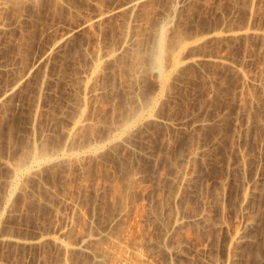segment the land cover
Returning a JSON list of instances; mask_svg holds the SVG:
<instances>
[{
    "label": "rangeland",
    "instance_id": "1",
    "mask_svg": "<svg viewBox=\"0 0 264 264\" xmlns=\"http://www.w3.org/2000/svg\"><path fill=\"white\" fill-rule=\"evenodd\" d=\"M131 1L134 0L0 2V264H63L65 261L70 264L79 254H66L68 257L72 254L69 262V258L63 257L59 246L50 239H44V244H39L32 238L46 232L49 236L54 233L56 236L59 228H69L72 232L66 230L67 235L71 232L67 238L74 240L78 236L79 226L83 224L76 222L78 218L82 220L80 214L73 210L76 204L83 208L85 216H96L93 223L98 224L90 226H102L118 210H114V207L120 208L119 201L116 204L114 195L110 198L113 193L109 197V192H113L112 188L117 185L124 187L125 191L128 184L127 192L123 191L128 201L124 198V202L128 204L134 201L137 206L133 203L128 204L130 207L127 205L131 209V220H127L129 223L132 219L135 221L136 225L131 223L134 232V227L141 226L143 219V236L146 233L147 237L151 235L147 245L152 242L149 248H158L153 249L152 258L157 256L151 259L156 264H264V0H143L133 7V11L127 7ZM96 19L90 27L84 24L87 20ZM162 35L166 50L173 46L172 49L179 48L178 42L181 40L185 43L181 52L187 55V61L183 57L185 66H179L178 73L170 65L167 66V63L170 64L169 50V56H164L165 52L163 57L159 55L163 64L169 59V62L165 61V68L167 66V73L172 77L168 76L170 82L167 81L165 85L160 83V76L156 77L158 74L154 64L158 55L154 51V57L151 52L158 50V46L154 49V45L160 43L158 37ZM137 50L150 57L149 62L146 57L142 60L144 55L140 53L141 62L146 64H142L143 67L135 63V56L139 55ZM99 54L100 58L103 56L101 59ZM192 56L197 59L195 62L191 61ZM97 66H101L99 73L98 69H94ZM131 69L137 75H132L134 72ZM242 73L248 75L246 79L244 74L241 76ZM133 109L140 112L134 119H140L135 122L138 129H133L132 136H128L130 139L127 137V144L124 141L120 143L117 141L121 136L119 132L122 133L120 128ZM149 113H154L155 118ZM80 115H85L83 118L88 123L77 131L78 135L76 131V134L72 133L77 135L73 137L69 133ZM143 118L150 119H147L149 123ZM112 139L116 141L112 142ZM111 142L113 145H110ZM38 145L42 146L40 149L45 148L47 154L53 149L49 155L56 158L55 168L51 163L45 168L41 167L39 170L42 172L38 170L40 174L32 169L29 172L33 173L28 172L30 176L21 175L20 178L24 176L23 181L12 178V163L16 166L25 158L23 153L36 149ZM89 147H99V150L106 147L108 151H99L100 154L94 155L97 159L89 157L91 153L87 158ZM68 148L71 151L69 149L68 152ZM194 150L198 155L190 156ZM61 151L72 157H79L80 154L79 158L84 157L85 160L82 162L79 159L78 162L74 158L68 161L69 164L67 161L64 163L60 159ZM183 167H188L184 170L189 181L180 186L174 176H178L176 171ZM131 172L137 174L136 185L127 181V175ZM114 181L122 182L116 185ZM7 183L10 185L7 186ZM13 183L19 185L18 189H13ZM20 183L25 186H20ZM97 186L99 189L102 186L101 192ZM95 189L97 191L94 193ZM176 192L179 195L177 193L174 199L179 203L172 199ZM111 200H115L113 204ZM168 210L183 216L188 213L189 216L181 228L180 225L173 231L174 234L163 238L161 232L168 224V217H171L167 216L170 214ZM138 215H143V218ZM131 216L138 222L141 218L140 223L137 225L138 222ZM161 218L167 220L166 224L163 222L164 226L162 222L161 225L157 224L158 219L162 221ZM159 226L163 229L159 230ZM238 229L240 232L245 229L241 233L244 238L241 240V237V243L238 241L239 246H235L237 243L230 240L239 232ZM144 231L147 232L144 234ZM24 239L29 244L24 243ZM157 239H160L159 242L168 239V243L165 240L157 243ZM151 240H156V243ZM163 243L170 248L174 244L176 250L164 252L160 245ZM229 244L236 250L232 251ZM169 253L171 256H168ZM76 259L72 264L84 263L83 260L87 264L91 260L89 257L86 260L84 256ZM214 259L218 261L215 263Z\"/></svg>",
    "mask_w": 264,
    "mask_h": 264
},
{
    "label": "bare ground",
    "instance_id": "2",
    "mask_svg": "<svg viewBox=\"0 0 264 264\" xmlns=\"http://www.w3.org/2000/svg\"><path fill=\"white\" fill-rule=\"evenodd\" d=\"M1 1H2V0H1ZM1 1H0V2H1ZM38 1H39V0H38ZM56 1H57V0H56ZM142 1H143V0H134V1H131L130 4H129V6H127V7H128V8L130 7L131 10H132V9L134 10L135 6H136L137 4H139V3H141ZM15 2H16V0H15ZM27 2H28V1H27ZM54 2H55V1H54ZM59 2H60V1H59ZM1 3H2V2H1ZM3 3H4V2H3ZM18 3H19V2H18ZM16 4H17V3H16ZM35 4H36V3H35ZM2 6H3V5H2ZM133 7H134V8H133ZM136 7H137V6H136ZM131 10H130V11H131ZM133 10H132V11H133ZM130 11H129V12H130ZM97 20H98V19H96V20H87V21H85L84 24H85V25H88V26L90 27V26H91L95 21H97ZM98 22H99V21H98ZM96 24H97V23H96ZM88 26H87V27H88ZM165 26H166V25H165ZM166 28H167V27L164 28V29H165V32H166ZM164 29H163V30H164ZM160 31H161V29H160ZM163 32H164V31H163ZM163 32H161V33L164 34ZM229 32H230V31H229ZM229 32H228V33H229ZM231 32H232V31H231ZM256 32H257V31H256ZM256 32H255V33H256ZM259 32H260V31H259ZM259 32H258V33H259ZM161 33H160V34H161ZM166 35H167V33H165V35H164L165 38H167ZM158 36H159V33H158ZM164 36L162 35V36L158 37V38L160 39V43H159V42H158V43L156 42L157 45H156V44L154 45V46H155L154 49L157 48L156 46H158V50H157V49H156V50H153V51L151 50V52L154 53V55H153L154 57H155V52H154V51H156V53H157V55H158V56L156 55V56H157V57H156V63H155V64L153 63V64L155 65V68L157 69V72H158V70H159L158 73L156 72V74H158L156 77H159V76H160V83H161L162 85H165V83H166L167 81L170 82V80H168V79H170V78L172 77V76L168 75V73H167V66L170 65L171 69L174 70V71L176 70L175 72L178 73V72H177V69L180 68L179 66H182V65L184 64V63H183V60L186 58V57H185L186 54H182V52L184 53V51L181 52L182 48L185 47V43H184V41H181V40L179 41V39L176 41V42L179 41V42H178V46H179V48H178V47H177V48L175 47V49H177V50L172 49V48L174 47L173 45H172L173 47H172L171 49H168V48H167V49L169 50V52H170V56H169V55L167 54V53H168V52H167L168 50L165 49V48H166V45H165L166 42H164V41H165ZM158 38H157V39H158ZM180 38H181V37H180ZM159 39H158V40H159ZM185 40H186V39H185ZM126 42H127V41H126ZM126 42H125V43H126ZM126 44H127V43H126ZM167 44H168V46H169V42H167ZM174 44H175V43H174ZM127 46H128V45H127ZM175 46H176V44H175ZM123 47H124V46H123ZM164 47H165V48H164ZM125 48H127V47H125ZM152 49H153V48H152ZM178 49H179V50H178ZM124 50H126V49H124ZM127 50H128V49H127ZM165 50H166V51H165ZM170 50H172V51H170ZM184 50H185V49H184ZM137 51H138V52H137ZM137 51H136V52L139 53V50H137ZM185 51H186V50H185ZM164 52H165V55H164V56H166V57L169 56V57H170V58L168 57V58L170 59V64L167 63V62H165V61H168L169 59H168V60L166 59L165 61L163 60V61H164V64H163V62H161L162 58H160L161 56L159 57V55H160V54H161V55L164 54ZM133 53L136 54L135 51H133ZM140 53H142V52H140ZM140 53H139V55H140ZM148 53H150V51H149ZM148 53H147V55H148ZM142 54L144 55V56H142V60L145 59V57H146V58H147V61H148V57H149V56H148V57L145 56V53H142ZM139 55L137 54V56H135V57H137L136 60L134 59V60L137 61V62H139V61L141 62V55H140V60H139V61L137 60L138 57H139ZM182 55H184V56H182ZM97 56H98V54H97ZM97 56H96V57H97ZM131 56H132V55H131ZM133 56H134V55H133ZM186 56H187V55H186ZM102 57H103V56H101V58H102ZM135 57H134V58H135ZM143 57H144V58H143ZM151 57H152V56H151ZM162 57H163V55H162ZM183 57H185V58H183ZM189 57H190V56H189ZM97 58H98V57H97ZM99 58H100V54H99ZM99 58H98L97 60H100V59H101V58H100V59H99ZM108 59H109V58H108ZM163 59H165V57H164ZM190 59H191V58H190ZM97 60H96V61H97ZM149 60H150V57H149ZM154 60H155V59H154ZM195 60H197V59L194 58V57L192 56V60H191V61H194V62H195ZM220 60H221V59H220ZM186 61H187V58H186ZM191 61H190V62H191ZM137 62H135L137 65H138V64L141 65V66H142V64H143V65H146V64H144L143 62H141V63H140V62L137 63ZM148 62H149V61H148ZM150 62H152V60H151ZM154 62H155V61H154ZM168 62H169V61H168ZM146 63H147V62H146ZM165 63L168 64V65L166 66V68H165ZM136 64H135V65H136ZM133 65H134V63H133ZM135 65H134V66H135ZM156 65H157L158 68L156 67ZM141 66H139V67H141ZM150 66H151V65H150ZM163 66H164V67H163ZM183 66H185V65H183ZM100 67H101V66H99V67L97 66V67L94 68L95 70L98 69V70H97V73H99L98 71H99V68H100ZM142 67H143V66H142ZM144 67H145V66H144ZM135 68H136V67H135ZM135 68H134V69H135ZM145 68H147V67H145ZM152 68H154V67H152ZM155 68H154L153 70H156ZM147 69H148V68H147ZM147 69H146V71H147ZM95 70H94V74H95ZM131 70H132V69H131ZM179 70H180V69H179ZM132 71L134 72L132 75H137V73L135 74V71H134V70H132ZM139 71H140V70H139ZM139 71H138V73H139ZM174 71H173V72H174ZM130 72H131V71H130ZM168 72H169V71H168ZM175 72H174V73H175ZM171 73H172V71H171ZM140 74H141V73H140ZM140 74H139V75H140ZM143 74H144V73H143ZM243 74H244V77H245V79H246V77H247L248 75L245 76L246 74H245V73H242V74H241L242 77H243ZM172 75H174V74H172ZM92 76H94V75L92 74ZM95 76H96V74H95ZM144 76H145V75H144ZM168 76H170V78H168ZM87 77H88V76H87ZM133 77H134V76H133ZM140 77H141V76H140ZM94 78H95V77H94ZM135 78H136V76H135ZM92 79H93V77H92ZM92 79H91V80H92ZM96 79H97V78H96ZM136 79H137V78H136ZM156 79H157V78H156ZM94 80H95V79H94ZM94 80H93V81H94ZM140 80H141V79H140ZM248 80H249V79H248ZM93 81H91V82H93ZM89 82H90V81H89ZM127 82H129V81H127ZM93 83H94V82H93ZM136 83H137V82H136ZM157 83H158V82H157ZM125 84H126V82H125ZM167 84H168V83H167ZM167 84H166V85H167ZM89 85H90V84H89ZM93 85H94V84H93ZM93 85H92V86H93ZM129 85H130V84H129ZM132 85H133V84H132ZM87 86H88V85H87ZM90 86H91V85H90ZM90 86H89V87H90ZM159 86H160V85H159ZM89 87H88L87 89H90ZM130 87H131V86H130ZM94 89H95V88H94ZM164 89H165V88H164ZM165 90H166V89H165ZM95 91H96V90H95ZM89 92H90V91H89ZM93 92H94V90H93ZM96 92H97V91H96ZM96 92H95V93H96ZM95 93H93V94L95 95ZM131 95H133V94H131ZM133 96H134V95H133ZM133 96H132V97H133ZM161 97H162V96H161ZM152 98H154V97H152ZM152 98H151V99H152ZM137 99H138V98H137ZM147 99H148V98H147ZM133 100L135 101V99H133ZM140 100H141V99H140ZM148 100H149V99H148ZM148 100H147V101H148ZM152 100H153V99H152ZM152 100H151V101H152ZM159 100H160V99H159ZM136 101H137V100H136ZM143 101H144V100H143ZM138 102H139V101H138ZM141 102H142V101H141ZM158 102H159V101H158ZM145 103H146V100H145ZM140 104L142 105V103H140ZM147 104H148V102H147ZM149 104H150V103H149ZM155 104H156V103H155ZM143 105H144V103H143ZM145 105H146V104H145ZM145 105H144V106H145ZM136 106H137V105H136ZM136 106H135V107H136ZM148 106H149V105H148ZM139 107H141V106H139ZM139 107H138V108H139ZM145 107H146V106H145ZM153 107H154V106H153ZM129 109H130V108H129ZM131 109H132V108H131ZM142 109L144 110L143 107H142ZM152 109H153V108H152ZM133 110H134V109H133ZM137 110H138V109H137ZM137 110H134L135 112L133 111V113H131L132 115L129 114L130 117L128 116L126 120L124 119V122L122 123V126H121V128H120L121 130L119 129L120 131H122L123 134H122L121 132H119V133L121 134V136L118 137L119 139L117 138V141H118V142L121 141L120 143H123V141H124V143L127 144L128 142H125V140L128 139V138L130 137L129 135L132 136V133H131V132L133 131V129H134V128H135L136 130L138 129V127H137V128L135 127V126H136L135 122H136L137 120H134L135 117H137L138 114L140 113V112L138 113ZM136 111H137V113H136ZM127 112H128V111H127ZM130 112H131V111H129V113H130ZM141 112H142V111H141ZM84 114H85V112H84ZM136 114H137V115H136ZM144 114H145V113H144ZM149 114L152 115L151 113H149ZM149 114H148V115H149ZM124 115H126V114H124ZM124 115H123V117H124ZM133 115H134V116H133ZM135 115H136V116H135ZM148 115H145V116L147 117ZM84 116H85V115H83V116L80 115L79 119H77V121L74 123V125H73V127H72V129H71V132L69 133L70 135H71L72 133H74V134L77 133V135H78L79 132H77V131H79V130H81V128L83 129V128L85 127L86 122H87V119H84V118H83ZM131 116H132V117H131ZM140 116H141V114H140ZM154 116H155V115H154V113H153L152 118H153ZM76 117H77V116H76ZM85 117H86V116H85ZM149 117H150V116H149ZM124 118H125V117H124ZM128 118H129V119H128ZM139 118H141V117H139ZM139 118H138V119H139ZM144 118H145V117H144ZM144 118H143V121H145V120L147 121L148 118H146V119H144ZM154 118H155V117H154ZM139 120H140V119H139ZM139 120H138V121H139ZM141 120H142V119H141ZM149 120H150V119H148V121H149ZM152 120H153V119H152ZM138 121H137V122H138ZM143 121H142V123H140L141 125L143 124ZM148 121H147V122H148ZM119 122H120V121H119ZM121 122H122V121H121ZM121 122H120V123H121ZM147 122H146V123H147ZM87 123H88V122H87ZM144 123H145V122H144ZM148 123H149V122H148ZM140 124H139V126H140ZM119 125H120V124H119ZM117 126H118V125H116V127H117ZM137 126H138V123H137ZM143 127H144V125H143ZM90 128H91V126H90ZM140 128H141V126H140ZM113 129H114V128H113ZM135 129H134V130H135ZM143 129H144V128H143ZM111 130H112V129H111ZM111 130H110V131H111ZM114 130H115V129H114ZM116 130L118 131V129H116ZM75 131H76V133H75ZM82 131H83V130H82ZM84 132H85V131H84ZM112 132H113V131H112ZM114 132H116V131H114ZM114 132H113V133H114ZM74 134H72L71 136H73V137L76 136V137H77V135H74ZM80 134H81V133H80ZM82 134H84V133H82ZM109 134H112V133L110 132ZM120 134H119V135H120ZM133 134H134V132H133ZM114 135H115V134H114ZM138 135H139V134H138ZM71 136H69V137H71ZM128 136H129V137H128ZM127 137H128V138H127ZM135 137H136V136H135ZM71 139H73V138H71ZM104 139H106V137H105ZM104 139H103V141H104ZM129 139H130V138H129ZM129 139H128V140H129ZM131 139H132V138H131ZM112 140H113V139H112ZM128 140H127V141H128ZM71 141H72V140H71ZM99 141H100V140H99ZM110 141H111V139H110ZM115 141H116V139H115ZM115 141L113 140L112 142H115ZM35 142H36V141H35ZM68 142H70V141H68ZM72 142H73V141H72ZM112 142H111L110 145H113ZM118 142H117V143H118ZM129 142H130V141H129ZM32 143H33V142H32ZM97 143H98V141H97ZM109 143H110V142H109ZM109 143H108V144H109ZM30 144H31V143H30ZM93 144H94V143H93ZM118 144H119V143H118ZM125 144H124V145H125ZM33 145H34V143H33ZM33 145H32V146H33ZM36 145H37V144H36ZM36 145H35V146H36ZM40 145H42V144H40ZM91 145H92V144H91ZM91 145H90V146H91ZM38 146H39V145H38ZM38 146H37V148H38ZM44 146H45V145H44ZM92 146H93V145H92ZM98 146H99V145H98ZM102 146H103V145H102ZM25 147H26V146H25ZM40 147H42V146H39V149H40ZM59 147H61V146H59ZM59 147H58V148H59ZM70 147H71V146H70ZM72 147H73V146H72ZM85 147H87V146H85ZM99 147H101V145H100ZM99 147H97V148L94 147V149H91V148L89 147V148H90V151H89L88 155L85 156V154H86V153H85L84 156L88 158L89 154L91 153L89 157H93L94 155L96 156L97 154H100L99 151L103 153L105 149H106V151H108V148L110 149V147L108 146V148L105 147L104 149H102V150H103V151H102V150H99V149H98ZM103 147H104V146H103ZM112 147H113V146H112ZM28 148H29V147H28ZM30 148H31V147H30ZM35 148H36V147H35ZM37 148H36V149H33V150H32V149L29 150L28 153L25 151V152L28 154L27 156H26V153H23V152H24V151H23L24 149H22V151H23L22 153L25 155V156H23V158L25 157L24 159L21 157V158L23 159V161H20V163L17 161L18 164L16 163V164H17L16 166H15L14 163L11 162V163L14 165L13 170H12L11 167H9V168H11V170H12V172H13V177L11 176L12 178H15V179L18 178V179H19L21 175H25V176H26V175H27V176L29 175V176H30L29 173H33V171H32V172H29V171H31L32 169L35 170V171H36V170L38 171L41 167H42V168H45L46 165H48V164L51 165V163H54V161H56V158H54L53 156L49 155L53 149L50 150V153L47 154V152L44 151L45 148H44V149L41 148L42 150H41V149L39 150V149H37ZM55 148L58 149L57 147H55ZM73 148H74V147H73ZM113 148H114V147H113ZM125 148H127V147H125ZM25 149H27V148H25ZM62 149H63V147H62ZM62 149H61V150H62ZM69 149H70V148L67 149L68 152H69ZM100 149H101V148H100ZM37 150H38L39 152H38ZM54 150H55V149H54ZM67 150H66L65 152H67ZM76 150H77V149H76ZM84 150H85V149H84ZM110 150H112V149H110ZM110 150H109V151H110ZM48 151H49V150H48ZM70 151H71V149H70ZM72 151H73V150H72ZM77 151H78V150H77ZM194 151H195V150H194ZM29 152H30V153H29ZM55 152H56V151H54V153H53L54 155H55ZM58 152H60V151L58 150ZM76 153H77V152H76ZM78 153H79V152H78ZM102 153H101V154H102ZM108 153H109V152H108ZM111 153H112V152H111ZM190 153H191V152H190ZM195 153L197 154V151H195L194 153H193V151H192L191 155L188 154V156H189V155H190V156H192V155L195 156V155H196ZM58 154H59V153H58ZM58 154H57V155H58ZM61 154H62V156H61L60 159H61L64 163L67 161V164H69L68 161H70L71 159L73 160L74 158H75L76 160H78V162H79L80 160H82V162H83V159H84L83 154H82V156H81V158H82V157H83V158L80 159V158H79V157H80V154H79V157L76 156V155H75V151H74V155H75V156H73V157L70 156L69 153H62V151H61ZM72 154H73V153H72ZM109 154H110V153H109ZM91 155H92V156H91ZM112 155H113V154H112ZM115 155H116V154H115ZM197 155H198V154H197ZM95 156H94V158L97 159V157H95ZM121 156H122V155H121ZM188 156H187V159H188ZM190 156H189V158H190ZM194 156H193V158H194ZM56 157H58V156H56ZM98 157H99V156H98ZM112 157H113V156H112ZM196 157H197V156H196ZM94 158H93V159H94ZM117 158H118V157H117ZM193 158H192V159H193ZM60 159H59V160H60ZM79 159H80V160H79ZM90 159H91V158H90ZM106 159H107V158H106ZM187 159H186L185 161H187ZM194 159H195V158H194ZM76 160H74V161H76ZM84 160H85V159H84ZM88 160H89V159H88ZM111 160H112V159H111ZM114 160H115V159H114ZM94 161H96V160H94ZM109 161H110V160H109ZM127 161H128V160H127ZM71 162H72V161H71ZM76 162H77V161H76ZM82 162H81V163H82ZM113 162H114V161H113ZM188 162H189V160H188ZM188 162H187L186 164H188ZM7 163H8V162H7ZM11 163H10V164H11ZM56 163H57V161H56ZM58 163H59V162H58ZM60 163H61V164H64V163H62V162H60ZM74 163H75V162H74ZM88 163H89V162H88ZM100 163H101V162H100ZM100 163H99V164H100ZM106 163H107V162H106ZM110 163H111V162H110ZM125 163H126V161H125ZM189 163H190V162H189ZM5 164H6V163H5ZM5 164H4V165H5ZM72 164H73V162H72ZM130 164H131V163H130ZM6 165H7V164H6ZM6 165H5V166H6ZM44 165H45V166H44ZM52 165H53V164H52ZM56 165H57V164H56ZM59 165H60V164H59ZM78 165H79V164H78ZM86 165H87V164H86ZM105 165H106V164H105ZM123 165H124V164H123ZM192 165H193V164H192ZM8 166H9V165H8ZM43 166H44V167H43ZM82 166H83V165H82ZM84 166H85V165H84ZM128 166H129V165H128ZM52 167H53V166H52ZM62 167H64V166H62ZM79 167H80V166H79ZM119 167H120V165H119ZM180 167H182V166H180ZM191 167H192V166H191ZM6 168H8V167L6 166ZM9 168H8V169H9ZM54 168H55V163H54ZM59 168H60V167H59ZM83 168L85 169V167H83ZM86 168H87V167H86ZM88 168H89V167H88ZM88 168H87V169H88ZM106 168H107V167H106ZM177 168H178V167H177ZM186 168L188 169V167H186ZM186 168L183 167V168H182L183 170H182L181 168H180V170L178 169V170L176 171V174H177V172H178V176H174V177H177L176 181H178V183L180 184V186H181L182 184L184 185V183H187V182L189 181V179H186V178L189 177V176L186 177V176H187V174H186L187 171H185V170H187ZM84 169H83V170H84ZM126 169H127V168H126ZM126 169H125V170H126ZM131 169H132V168H131ZM184 169H185V170H184ZM11 170H9V171H11ZM40 170H41V169H40ZM40 170H39V171H40ZM83 170H82V171H83ZM189 170H190V169H189ZM5 171H6V170H5ZM39 171H38V172H39ZM132 171H133V170H132ZM135 171H136V170H135ZM28 172H29V173H28ZM38 172H36V174H37ZM40 172H42V171H40ZM40 172H39V174H40ZM123 172H124V171H123ZM127 172H128V171H127ZM189 172H190V171H189ZM189 172H188V174H189ZM26 173H28V174H26ZM81 173H82V172H81ZM86 173H87V172H86ZM100 173H101V172H100ZM134 173H135V172H134ZM134 173H133V172H131V174L129 173L130 175H129V174L127 175V177H128V176H129V177H128V178L126 177V178H127V181H128L129 183H131V184H132V183H133V184L135 183V185H136V184L138 183V182H137L138 179H136L137 174H134ZM136 173H137V171H136ZM190 173H191V172H190ZM120 174H121V173H120ZM120 174H119V176H120ZM139 174H140V173H139ZM11 175H12V174H11ZM31 175H32V174H31ZM82 175H83V174H82ZM124 175H125V174H124ZM124 175H123V176H124ZM174 175H175V174H174ZM190 175H191V174H190ZM9 176H10V174H9ZM32 176H33V175H32ZM36 177H37V176H36ZM82 177H84V176H82ZM87 177H88V176H87ZM107 177H109V176H107ZM139 177H140V176H139ZM9 178H10V177H9ZM23 178H24V176H23ZM23 178H20V179L22 180ZM25 178H28V177H25ZM98 178H100V176L97 177V179H98ZM102 178H103V177H102ZM7 179H8V178H7ZM88 179H89V177H88ZM103 179H104V178H103ZM108 179H109V178H108ZM119 179H120V178H119ZM124 179H125V177H124ZM174 179H175V178H174ZM10 180H11V178H10ZM10 180H9V181H10ZM86 180H87V179H86ZM99 180H100V179H99ZM99 180H98V181H99ZM120 180H121V179H120ZM186 180H188V181L185 182ZM6 181H7V180H6ZM12 181H13V179H12ZM19 181H20V180H19ZM22 181H23V180H22ZM106 181H107V180H106ZM125 181H126V179H125ZM127 181H126V184L128 183ZM174 181H175V180H174ZM176 181H175V183H177ZM7 182H8V181H7ZM13 182H15V181H13ZM16 182H18V180H17ZM16 182H15V183H16ZM80 182H82V181L80 180ZM80 182H79V183H80ZM96 182H97V180L95 181V183H96ZM110 182H111V181H110ZM112 182H113V181H112ZM114 182H115V181H114ZM121 182H122V181H121ZM121 182H118V183H117V181H116L115 184H116V183L119 184V183H121ZM123 182H124V181H123ZM136 182H137V183H136ZM140 182H141V181H140ZM190 182H191V181H190ZM87 183H88V181H87ZM99 183H100V182H99ZM102 183H103V182H102ZM105 183H106V182H105ZM178 183H177V184H178ZM7 184H8V183H7ZM10 184H11V182H10ZM10 184H8L7 186H9ZM18 184H19V183H18ZM22 184H23V183H22ZM22 184L20 183V186H21ZM82 184H83V183H82ZM113 184H114V183H113ZM115 184H114V185H115ZM117 184H116V185H117ZM126 184H125V185H126ZM131 184H130V185H131ZM140 184H141V183H140ZM177 184H176V185H177ZM187 184H188V183H187ZM13 185H15V184L13 183ZM13 185H12V186H13ZM84 185H85V184H84ZM84 185H82V186H84ZM99 185H100V184H99ZM101 185H102V184H101ZM109 185H110V184H109ZM114 185L111 184L110 186H114ZM122 185L125 186L124 183H122ZM122 185H121V186H122ZM189 185H190V184H189ZM18 186H19V185L16 184L15 186H13V189H16V188L18 189ZM23 186H25V185L23 184ZM94 186L96 187V185H94ZM94 186H93V187H94ZM104 186H105V185L103 184V188H104ZM110 186H109V187H110ZM119 186H120V185H119ZM119 186L117 185V186H114V187L112 188V191H113V192H109V197H110V195H111L110 193H113V194L111 195L110 198H112V196L114 195V199H116V204H117L118 201H119L118 204L120 203V204H119V205H120V206H119L120 208H118V207H114V210H115L116 208H117L118 210H116L115 213H114V211H113L114 214L112 213L113 215H112L111 217H109L108 220L105 219L106 222H104V221H103L104 219H102V221L104 222V224L101 222V223L103 224L102 226H98V227H95V228H94L93 226L96 225V224H98V223L95 224V222L93 223V218L96 217V216L94 215V216L92 217L91 215H88V214H87V216H85L86 214L83 213V210H82L83 208H82V209L79 208L78 205L76 204V205H73V208H74L73 210H75L76 212H78V213H77L78 215L80 214V217H81L82 220H80V218H78L77 216H75V217H77V218L79 219L78 221H77V219H76L75 217H74V218L76 219V222L81 221V223L83 222V224L80 225V226H79L78 224H76V225L79 226V228L77 227V228L79 229V233L77 232V231H78V230H77L75 233H76V234L78 233V234H77L78 236H77L76 234H75V236H77L76 238H75V236H74V237L72 236L73 238H75L74 240H70V238H69V237H70L69 235H70V233L72 232L71 229H69V228H68V229H63V228L60 229V228H59V230H58L59 233L57 232L58 235H56V236L54 235L55 233L52 234V236H49L48 232H46L47 234H45V233H44V234L41 233L40 236H36L37 238H35V239L32 238V239L35 240V242H37V243H39V242L41 243V242H42L43 244H44V242H43L44 239H45V240H46V239H50V241H51V242L53 241V242L55 243V245H57V247L59 246L58 248H60V250L62 251V253L65 254V255L62 254L63 257L66 256V254H69L70 252H75V253H77V255L79 254V256L77 257V259H78L79 257H83V256H84V257H87L86 260H88V257H89V258L91 259V260H90L91 263H90V261L88 260L87 264H88V263L92 264V262H93V264H94V263H95V264H154V263L156 264L155 260H154V262L151 260V259H155V257L157 256V255H156V256H154V258H152V252H154V251H153L154 248H153V249H152V248H151V249L149 248V247H150L149 245H150V243H152V242H149V245H147V243H148V241H149L148 239L151 238V237H149V236H151V235H149V236L147 237V236H146V234H147L146 232H147V231H146V232L144 231V234L146 233V234H145V237L147 238V241H146L145 237L143 236V232H142V228H141V226L144 228V225L142 224V223H143V219H142V221H141V218H140V220L138 219V220H139V222H138L137 219H135L134 216H133V217L131 216V218H134V219L136 220V223L138 222L137 225H138V224L140 223V221H141V223H140L141 226H138V227L141 228V229L139 228V229L141 230V233H138V232H140V230L137 229L138 227H136V228L134 227L135 231H134V232L132 231V230H133V229H132L133 226H131V223L133 222V223L135 224V221H133V219H132V222L130 221V223H129L128 220H127V219H129V215H130V212H131V209L129 208L130 206H129L128 204H131V205L135 204L134 201H132L133 204H132L131 202L128 203V204H127L126 201H125L126 203L124 202V198H125V200L128 201V196L125 197L124 195H125L126 193L124 194V192H127L126 190L128 189L129 184L126 185V186H128V187H127V189H126V187H125V189H126L125 191L123 190V188H124L123 186H122L123 188H121V187H119ZM131 186H134V185H131ZM139 186H141V185H139ZM139 186H137V187H139ZM10 187H11V186H10ZM95 187H94V188H95ZM97 187H98V188H97V190H98V189H99V186H97ZM100 187H101V189H99V191H100V190L102 191V186H100ZM177 187H179V185H178ZM6 188H7V187H6ZM79 188H80V187H79ZM83 188H85V187H83ZM105 188H106V187H105ZM107 188H108V186H107ZM131 188H132V190H133V187H131ZM134 188H136V187L134 186ZM140 188H141V187H140ZM11 189H12V187H11ZM13 189H12V191H13ZM19 189H20V187H19ZM23 189H24V188H22L21 191H23ZM177 189H180V188H177ZM181 189H183V187H182ZM79 190H80V189H79ZM97 190L95 189V191L93 190V192L95 193ZM109 190H111V189H109ZM5 191H6V190H5ZM5 191H4V193H5ZM7 191H8V190H7ZM12 191H11V193H12ZM21 191H18V192H21ZM101 191H100V192H101ZM103 191H104V189H103ZM123 191H124V192H123ZM129 191H130V188H129L128 192H129ZM177 191H178V190H177ZM23 192H24V191H23ZM106 192H108V191H106ZM179 192H180V191H179ZM11 193H10V194H11ZM14 193H15V191H14ZM21 193H22V192H21ZM79 193H80V192H79ZM134 193H135V191H134ZM177 193H178V192H176V195H173L172 199L176 198V197H174V196H177ZM103 194H104L103 196L105 197V192H104ZM107 194H108V193H107ZM128 194H129V193H128ZM128 194H127V195H128ZM137 194H138V193H137ZM24 195H25V194H24ZM79 195H80V194H79ZM94 195H95V194H94ZM97 195H98V194H97ZM130 195H131V193H130ZM178 195H179V193H178ZM4 196H5V195H4ZM13 196H14V195H13ZM13 196H12V197H13ZM22 196H23V195H22ZM106 196H107V195H106ZM135 196H137V195H135ZM8 197H10V196H8ZM95 197H96V196H95ZM95 197H94V198H95ZM97 197H98V196H97ZM129 197H130V196H129ZM133 197H134V196H133ZM5 198H6V197L3 198V201H4ZM110 198H109V200H110ZM179 198H180V197H179ZM10 199H11V197H10ZM132 199L134 200L135 198H132ZM139 199H140V198H139ZM7 200H8V199H7ZM12 200H13V199H12ZM103 200H104V198H103ZM117 200H118V201H117ZM143 200L145 201V199H143ZM178 200H179V199H178ZM180 200H181V199H180ZM184 200H185V199H184ZM13 201H16V200H13ZM92 201H93V203H94L96 200H95V201L92 200ZM104 201H105V200H104ZM113 201H115V200H113ZM113 201L111 200L112 204L114 203ZM129 201H130V200H129ZM136 201H137V199H136ZM159 201H160V200H159ZM169 201H171V200H169ZM174 201H176V199H174ZM174 201H173V202H174ZM185 201H186V200H185ZM4 202H5V201H4ZM97 202H98V201H97ZM161 202H162V201H160V203H161ZM166 202H167V199H166ZM173 202H172V203H173ZM176 202H178V201H176ZM182 202H183V201H182ZM138 203H139V202H138ZM142 203H143V201H142ZM178 203H179V202H178ZM180 203H181V202H180ZM185 203H186V202H185ZM2 204H3V203H2ZM5 204H7V203H5ZM8 204H10V202H9ZM72 204H73V203H72ZM74 204H75V203H74ZM78 204H80V203H78ZM94 204H96V203H94ZM97 204H98V203H97ZM97 204H96V205H97ZM112 204H111V206H114V205H115V204H114V205H112ZM143 204H144V203H143ZM161 204H162V203H161ZM163 204H165V203L163 202ZM166 204H167V203H166ZM169 204H170V203H169ZM169 204H167V205H169ZM174 204H176V203H174ZM98 205H99V204H98ZM109 205H110V204H109ZM127 205H128L129 207H128ZM135 205L137 206V204H135ZM140 205H141V202H140ZM184 205H185V204H184ZM7 206H8V205H7ZM9 206H11V205H9ZM90 206H91V205H90ZM94 206H95V205H94ZM94 206H92V207H94ZM101 206H102V204H101ZM103 206H104V205H103ZM103 206H102V207H103ZM117 206H118V205H117ZM171 206H172V205H170V207H171ZM185 206H186V205H185ZM99 207H100V206H99ZM99 207H98V208H99ZM174 207H175V205H174ZM174 207H173V208H174ZM177 207H179V205H178ZM94 208H95V207H94ZM103 208H104V207H103ZM109 208H110V207H109ZM112 208H113V207H112ZM131 208H132V207H131ZM135 208H136V207H135ZM149 208H150V207H149ZM153 208H154V207H153ZM166 208H167V207H166ZM173 208H172V209H173ZM182 208H183V210H184V207H182ZM10 209H11V208H10ZM80 209H81L82 211H81ZM86 209H87V208H86ZM90 209H92V208H90ZM132 209H133V208H132ZM142 209H143V208H142ZM167 209H168V208H167ZM170 209H171V208H170ZM172 209H171V210H172ZM187 209H188V208H187ZM193 209H194V208H193ZM202 209H204V208H202ZM84 210H85V209H84ZM92 210H93V209H92ZM92 210H91V212H92ZM94 210H96V209H94ZM94 210H93V211H94ZM138 210H139V209H138ZM150 210H151V209H150ZM156 210H157V209H156ZM173 210H175V208H174ZM176 210H177L176 212H178L179 208H177ZM190 210H192V209H190ZM195 210H196V209H195ZM0 211H1V210H0ZM4 211H6V210H4ZM85 211H86V210H85ZM99 211H100V210H99ZM102 211H103V210H102ZM134 211H135V209H134ZM134 211L132 210L133 213H134ZM136 211H137V209H136ZM139 211H140V210H139ZM141 211H142V210H141ZM146 211H147V210H146ZM151 211H152V210H151ZM157 211H158V210H157ZM164 211H165V210H164ZM168 211H169V210H168ZM207 211H208V210H206V212H207ZM96 212H97V210H96ZM96 212H93V213L96 214ZM104 212H105V211H104ZM137 212H138V211H137ZM142 212H143V211H142ZM154 212H155V211H154ZM161 212H163V211H161ZM169 212H170V211H169ZM171 212L174 213V214H172ZM171 212H170L171 215H170V214L167 215V216H171V217H168V218H169V221H167V220L165 219V220L168 222V224H167L165 227H163L164 229L161 228L160 226H159V228H158L159 230H160V228L163 229V232H161V233H163V238H166V237L168 238V236L172 235L173 231H174L175 229H177L181 224L183 225V223L186 222V220L188 219V216H189V215L187 216V214H188L187 212H186L187 214H184V216L186 215L187 218L184 217L183 214H180V215H179V214L176 213L175 211H174V212L171 211ZM184 212H185V211H184ZM194 212H195V211H194ZM194 212H193V214H195L197 211H196L195 213H194ZM200 212H202L201 214H202V216H203V210L200 211ZM2 213H3V212H2ZM73 213H74V211H73ZM73 213H72V214H73ZM85 213H86V212H85ZM106 213H107V211H106ZM133 213H132V214H133ZM144 213H145V209H144ZM144 213H143V215H145ZM165 213H166V212H165ZM182 213H183V211H182ZM198 213H199V212H198ZM204 213H205V212H204ZM207 213H208V212H207ZM100 214H102V213H100ZM136 214H137V213H136ZM159 214H160V213H159ZM189 214H190V213H189ZM191 214H192V213H191ZM92 215H93V214H92ZM98 215H99V214H98ZM102 215H103V214H102ZM102 215H101V216H102ZM107 215H108V214H107ZM110 215H111V214H110ZM143 215H142V216L138 215V217L140 216V217L143 218ZM149 215H150V214L148 213V216H149ZM155 215H156V214H155ZM162 215H163V213H162ZM195 215H198V214L196 213ZM195 215H194L193 217H191V215H190V217H191V218H197ZM199 215H200V214H199ZM204 215H205V214H204ZM101 216H100V217H101ZM104 216H105V214H104ZM104 216H103V217H104ZM202 216H200V217L202 218ZM85 217H86V218H87V217H91V219H89V218L86 219ZM136 217H137V216H136ZM138 217H137V218H138ZM161 217H162V216H161ZM165 217H166V216H165ZM205 217H206V216H205ZM205 217H203V218H205ZM146 218H147V216H146ZM146 218H145V219H146ZM153 218H154V217H153ZM100 219H101V218H100ZM150 219H151V218H150ZM159 219H160V218H159ZM159 219H158L157 224L160 223V225H161V222H162V224H163L162 226H164V223H165V224L167 223L165 220H163L164 217H163V219L161 218L162 221L160 220V222H159ZM189 219H190V218H189ZM198 219H200V218H198ZM72 220H73V219H72ZM88 220H89V221H88ZM129 220H131V219H129ZM201 220L203 221V219H201ZM209 220H210V219H209ZM74 221H75V220H73V221H71V222L74 223ZM87 221H88V222H87ZM94 221H95V220H94ZM153 221H154V220H153ZM156 221H157V220H156ZM71 222L69 221V223H71ZM145 222H147V221H145ZM163 222H164V223H163ZM187 222H188V221H187ZM190 222H191V221H190ZM193 222H195V220H194ZM207 222H208V219H207ZM73 223H72V225H73ZM81 223H79V224H81ZM87 223H88V224H87ZM196 223H198V222L196 221ZM196 223H195V225H197ZM247 223H248V222H247ZM250 223H251V221H250ZM86 224H87V225L92 224L93 226H92V225H91V226L89 225L90 227L88 226V228H89V229H88L87 226H86ZM149 224H151V223H149ZM185 224H187V223H185ZM188 224H189V223H188ZM190 224H191V223H190ZM192 224H193V223H192ZM198 224H199V223H198ZM0 225H1V224H0ZM72 225H71V226H72ZM99 225H100V224H99ZM132 225H133V224H132ZM135 225H136V224H135ZM182 225L180 226V228L182 227ZM199 225H200V224H199ZM199 225H198V227H199ZM248 225H249V224H248ZM62 226H63V225H62ZM157 226H158V225H157ZM187 226H188V225H187ZM202 226H203V225H202ZM245 226L247 227V224H246ZM59 227H60V226H59ZM65 227L67 228L66 225H65ZM73 227H76V226H73ZM149 227H150V226H149ZM149 227H147L148 230L150 229ZM198 227H196V228H198ZM246 227H244V228H246ZM199 228H200V227H199ZM57 229H58V228H57ZM62 229L65 230V231H66V230H70L71 232L69 231V235H67V234H68L67 231L65 232V231H63ZM72 230H75V228H73ZM136 230H139V231L136 232ZM144 230H146V229H144ZM154 230H155V229H154ZM178 230H179V229H178ZM238 230H239V229H238ZM244 230H245V229H244ZM244 230H243V232H244ZM51 231H52V230H51ZM152 231H153V230H152ZM161 231H162V230H161ZM235 231H236V230H235ZM241 231H242V230H241ZM41 232H42V231H41ZM53 232H54V231H53ZM159 232H160V231H159ZM175 232H176V231H175ZM177 232H178V231H177ZM181 232H182V231H181ZM239 232H240V230H239ZM239 232L237 231L236 234H234V235L232 234V235H233L232 237L230 236L231 239L233 238V239L230 240V241H233L234 244L237 243L235 246H239L238 243H239L241 240H243V238H244V236L241 235V233L243 234V232H240V233H239ZM10 233H11V232H10ZM73 233H74V232H73ZM137 233H138V234H137ZM156 233H157V232H156ZM161 233H160V234H161ZM182 233H183V232H182ZM234 233H235V232H234ZM4 234H5V233H4ZM38 234H39V233H38ZM149 234H150V233H149ZM160 234H159V236H160L159 238H161V235H160ZM173 234H174V233H173ZM244 234H245V233H244ZM0 235H1V234H0ZM8 235H9V232H8ZM50 235H51V234H50ZM53 235H54V236H53ZM147 235H148V234H147ZM2 236H3V233H2ZM4 236H5V235H4ZM12 236H13V235H12ZM67 236H69V237L67 238ZM173 236H174V235H173ZM173 236L170 237L171 240H172ZM13 237H14V236H13ZM16 237L18 238V236H16ZM174 237H175V236H174ZM241 237H242V239L240 240ZM5 238H6V237H5ZM23 238H25V237H23ZM73 238H72V239H73ZM170 238H169V239H170ZM176 238H177V237H176ZM176 238H174L175 241H176ZM179 238H180V237H179ZM185 238H186V237H185ZM2 239H4V237H3ZM14 239H15V238H14ZM27 239H28V238H27ZM27 239H24V240H25L24 243L26 242ZM32 239H31V240H32ZM152 239H153V238H152ZM7 240H9V238H7ZM11 240H12V239H11ZM31 240H30V241H31ZM159 240H160V239H159ZM159 240L157 239V241H156V240H155V241L158 243ZM161 240H162V239H161ZM164 240L166 241V239H163V241H161V242H165ZM171 240H169V241H171ZM239 240H240V241H239ZM17 241H19V240H16L15 242H17ZM48 241H49V240H48ZM151 241H154V240H151ZM155 241H154V242H155ZM167 241H168V239H167ZM167 241H166V243H168ZM238 241H239V242H238ZM5 242H6V241H5ZM12 242H13V241H12ZM35 242H33V243H35ZM146 242H147V243H146ZM156 242H155V243H156ZM161 242H159V243H161ZM242 242H243V241H242ZM2 243H3V242H2ZM24 243H23V244H24ZM26 243L29 244L28 242H26ZM30 243H31V242H30ZM40 243H39V244H40ZM173 243H174V242H173ZM229 243L233 244L232 242H229ZM240 243H241V242H240ZM47 244H48V243H47ZM153 244H154V243H153ZM153 244H152V246H153ZM164 244H165V243H163V245L160 244V245L162 246L164 252H167V253L170 252V253H172V251L175 249V248H173V247H174V244H173V247H172V245H171V244H172V241H171V244H170V245H171V248L168 247L167 245H164ZM177 244H178V243H177ZM231 244H229V245H231ZM234 244H233V245H234ZM257 244H258V243H257ZM5 245H6V244H5ZM15 245H16V244H15ZM24 245H25V244H24ZM48 245H49V244H48ZM55 245H54V246H55ZM146 245H147L148 247H147ZM155 245H156V244H155ZM155 245H154V246H155ZM158 245H159V244H158ZM158 245H157V246H158ZM170 245H169V246H170ZM180 245H181V244H179V246H180ZM233 245H231V248H232ZM16 246H17V245H16ZM152 246H151V247H152ZM161 246H160V247H161ZM175 246H176V245H175ZM256 246H257V245H256ZM258 246H259V245H258ZM155 247H156V246H155ZM158 247H159V246H158ZM229 247H230V246H229ZM229 247H228V248H229ZM233 247H234V246H233ZM147 248L150 249V251H149ZM162 248H161V249H162ZM176 248H177V247H176ZM231 248H230V249H231ZM156 249H158V248H155L154 250H156ZM161 249H160V250H161ZM170 249H173V250H170ZM177 249H179V247H178ZM180 249H181V248H180ZM232 249H233V248H232ZM234 249L236 250V248H234ZM234 249H233L232 251H234ZM60 250H59V251H60ZM151 250H152V251H151ZM160 250H159V251H160ZM175 250H176V249H175ZM61 251H60V252H61ZM163 251H161V252H162V254L164 255V252H163ZM237 251H238V249H237ZM237 251H236V252H237ZM257 251H258V250H257ZM57 252H58V251H57ZM155 252H156V251H155ZM161 252H160V253H161ZM58 253H59V252H58ZM75 253H74V254H75ZM157 253H158V252H157ZM167 253L165 254L166 257H167ZM170 253L168 254V256H171ZM228 253H229V252H228ZM256 253H257V252H256ZM74 254H73V255H74ZM173 254H174V252H173ZM173 254H172V255H173ZM257 254H258V253H257ZM257 254H256V255H257ZM69 255H70V254H69ZM69 255H67L66 257H68ZM77 255L75 254V256H77ZM81 255H82V256H81ZM153 255H155V253H153ZM158 256H159V255H158ZM233 256H234V255H233ZM71 257H72V254H71ZM71 257H68V258L70 259ZM173 257H174V256H173ZM227 257H228V256H227ZM60 258H61V257H60ZM73 258H74V257H73ZM231 258L233 259V257H231ZM69 259H67V260L70 262L71 259H70V260H69ZM75 259H76V258H75ZM75 259H74V261H75ZM77 259H76V260H77ZM172 259H173V258H172ZM177 259H179V258H177ZM57 260H58V259H57ZM63 260L65 261L66 259H63ZM159 260H160V259H159ZM161 260H162V259H161ZM214 260H215V259H214ZM226 260H227V258H226ZM233 260H234V259H233ZM64 261H62V262H64ZM72 261H73V260H72ZM74 261L71 262L70 264L74 263ZM217 261H218V260H217ZM217 261L215 260L214 262L216 263ZM228 261H229V260H228ZM59 262H60V261H59ZM83 262H84V263H82V261H81V263L78 262L77 264H85L86 261L83 260ZM168 262H169V261H168ZM172 262H173V261H172ZM179 262H180V261H179ZM161 263H163V262H161ZM219 263H220V262H219ZM229 263H231V262H228V264H229ZM232 263H233V262H232ZM5 264H6V263H5ZM58 264H59V263H58ZM63 264H68V263H66V261H65V263H63ZM164 264H165V263H164ZM209 264H210V263H209ZM213 264H214V263H213ZM217 264H218V263H217ZM225 264H227V263H225ZM235 264H236V263H235Z\"/></svg>",
    "mask_w": 264,
    "mask_h": 264
}]
</instances>
